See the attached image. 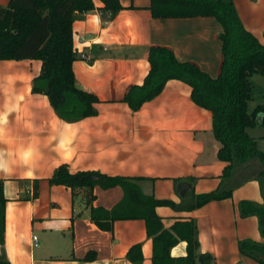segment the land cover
<instances>
[{
	"label": "crops",
	"instance_id": "1",
	"mask_svg": "<svg viewBox=\"0 0 264 264\" xmlns=\"http://www.w3.org/2000/svg\"><path fill=\"white\" fill-rule=\"evenodd\" d=\"M92 1L94 7L71 22L72 47L76 42L84 53L71 62V70L77 84L95 94L96 114L73 120L59 117L45 94L30 90L39 59H0L3 246L10 264H132L125 252L135 242L140 243V264H150L151 239L143 219H115L110 230L99 228L90 219L84 188L72 192L48 182L60 163L69 171L137 176L142 193L174 201L179 200L174 178L192 177L194 192L208 191L217 185L224 165L216 157L219 143L211 134L210 112L191 101L185 82L166 80L137 110L121 100L126 86L140 83L148 69V45H166L177 59L193 61L216 76L221 27L215 17H152L149 0H119L122 8L106 18L102 2ZM6 2L0 0L2 5ZM233 3L243 26L264 44V0ZM75 34L82 35V41L74 40ZM256 126L247 132L264 152V132L250 131ZM92 192L90 205L104 208L123 196L118 184L96 183ZM240 199L263 200L257 179L245 180L228 197L189 210L156 205L154 211L164 227L176 219L193 218L197 252L213 257L207 264H262L237 249L241 238L263 239L255 215H239ZM90 251L94 256L83 259ZM169 253L183 255L185 241L178 240Z\"/></svg>",
	"mask_w": 264,
	"mask_h": 264
},
{
	"label": "trees",
	"instance_id": "2",
	"mask_svg": "<svg viewBox=\"0 0 264 264\" xmlns=\"http://www.w3.org/2000/svg\"><path fill=\"white\" fill-rule=\"evenodd\" d=\"M100 1L106 18H112L122 8L119 0ZM93 7L92 0H7L0 4V59H39L40 70L33 76L30 90L45 94L50 106L65 120L97 112L95 94L80 87L71 70V62L77 57L72 47L71 22ZM148 9L152 17L211 15L220 24V65L216 76H210L193 61L177 59L166 45H148V69L142 81L127 85L121 97L131 110H137L142 102L158 94L166 80L175 78L188 84L191 101L211 115V134L219 143L216 157L224 162L217 185L208 191L194 192L192 177L174 178L179 195V200L174 201L142 193L137 176L108 175L96 169L69 171L65 163L54 167L48 182L68 186L72 192L84 188L90 219L101 229L110 230L115 219L142 218L146 236L151 239L150 264H193L195 260L207 264L213 257L197 252L195 220L176 219L164 227L154 207L189 210L208 200L228 197L236 186L255 178L263 200L240 199L237 209L240 216L255 215L263 239L241 238L237 249L264 264V152L247 132L248 127L264 125V102L251 110L247 108L252 88L249 76L264 73V44L243 26L233 0H149ZM96 183L103 187L118 184L122 199L110 208L90 205ZM5 200L0 179V264H10L3 246ZM178 240L185 241V253L172 256L169 249ZM93 256L90 251L82 258ZM125 256L132 264H140V243H132Z\"/></svg>",
	"mask_w": 264,
	"mask_h": 264
},
{
	"label": "rangeland",
	"instance_id": "3",
	"mask_svg": "<svg viewBox=\"0 0 264 264\" xmlns=\"http://www.w3.org/2000/svg\"><path fill=\"white\" fill-rule=\"evenodd\" d=\"M249 80L251 81L252 88H251L250 97L247 100V108L248 110H251L255 106V104L264 102V73H257V72L252 73L249 76ZM253 129H254L253 131L252 129L250 130L252 133L258 130H260L259 133L264 132V126H258V124Z\"/></svg>",
	"mask_w": 264,
	"mask_h": 264
},
{
	"label": "built area",
	"instance_id": "4",
	"mask_svg": "<svg viewBox=\"0 0 264 264\" xmlns=\"http://www.w3.org/2000/svg\"><path fill=\"white\" fill-rule=\"evenodd\" d=\"M74 40H80L82 41V35L80 34H75L73 37ZM73 49L75 50V52L77 53V55H79L80 57L84 56L83 50L80 49L77 45L76 42L73 43ZM32 238L35 239V235H32Z\"/></svg>",
	"mask_w": 264,
	"mask_h": 264
}]
</instances>
